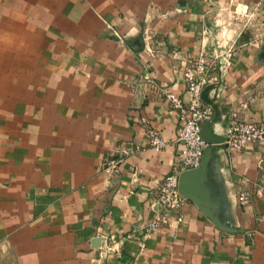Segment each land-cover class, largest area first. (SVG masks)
Listing matches in <instances>:
<instances>
[{
    "label": "crops",
    "instance_id": "0c3cea01",
    "mask_svg": "<svg viewBox=\"0 0 264 264\" xmlns=\"http://www.w3.org/2000/svg\"><path fill=\"white\" fill-rule=\"evenodd\" d=\"M0 9L12 10L0 14V264H264V142L223 143L232 118L264 124V0ZM230 42V66L202 95V164L181 174L179 208L157 213L152 191L179 157L166 92L187 100V62Z\"/></svg>",
    "mask_w": 264,
    "mask_h": 264
},
{
    "label": "built area",
    "instance_id": "2783aa9c",
    "mask_svg": "<svg viewBox=\"0 0 264 264\" xmlns=\"http://www.w3.org/2000/svg\"><path fill=\"white\" fill-rule=\"evenodd\" d=\"M206 31L209 30L204 32ZM218 33L220 42L227 41L224 28H220ZM233 46L234 42H230L220 52L210 54L206 51L201 52L196 58L187 62L183 73L186 91L189 94L187 100L173 91L166 92V97L178 110V119L181 122V128L176 138L179 144V157L177 165L164 176L152 191L153 208L157 210V213L179 208L183 200L179 190L181 173L194 170L202 163L207 148V142L202 136V124L208 117L202 95L208 87L219 84L221 76L230 66ZM138 122L145 129L150 139V147L154 152L159 153L167 147V141L159 131L149 126L146 116L140 115ZM262 142H264L263 123L235 118L229 120L223 139L226 148L240 151L247 146H254ZM255 193H259V189ZM237 200L240 205L246 204L248 193H239ZM155 225L156 223L152 224V226Z\"/></svg>",
    "mask_w": 264,
    "mask_h": 264
},
{
    "label": "rangeland",
    "instance_id": "374dc122",
    "mask_svg": "<svg viewBox=\"0 0 264 264\" xmlns=\"http://www.w3.org/2000/svg\"><path fill=\"white\" fill-rule=\"evenodd\" d=\"M12 12V10H1L0 9V14H2V16H8V14H10ZM8 17H10V16H8ZM14 18L15 17H12L11 19L12 20H14ZM2 18H1V16H0V20H1ZM27 75V74H26ZM25 74H24V76H26ZM259 192H260V189H259Z\"/></svg>",
    "mask_w": 264,
    "mask_h": 264
},
{
    "label": "water",
    "instance_id": "95a60500",
    "mask_svg": "<svg viewBox=\"0 0 264 264\" xmlns=\"http://www.w3.org/2000/svg\"><path fill=\"white\" fill-rule=\"evenodd\" d=\"M202 136H203V134H202ZM203 138H204V136H203ZM205 139V138H204ZM205 155V154H204ZM203 160V159H202ZM202 164V163H201ZM201 166V165H200ZM186 172V171H185ZM184 173V172H183ZM182 174V173H181ZM181 176V175H180ZM179 181H180V177H179ZM179 190H180V186H179Z\"/></svg>",
    "mask_w": 264,
    "mask_h": 264
}]
</instances>
